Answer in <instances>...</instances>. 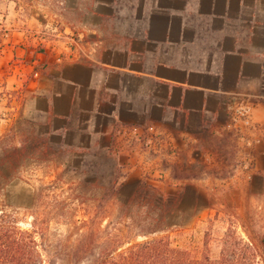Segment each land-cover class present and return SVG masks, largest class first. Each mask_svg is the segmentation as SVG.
<instances>
[{
	"label": "rangeland",
	"instance_id": "obj_1",
	"mask_svg": "<svg viewBox=\"0 0 264 264\" xmlns=\"http://www.w3.org/2000/svg\"><path fill=\"white\" fill-rule=\"evenodd\" d=\"M61 1L0 0V83L15 65L31 69L30 51L59 64L90 40L80 39L77 13ZM11 94L0 89V204L45 242L75 247L88 237L92 254L113 226L159 218L174 225L151 237L218 258L229 232L264 235V178L249 177L252 146L231 112L133 132L122 154L80 155L48 145L33 121L11 109Z\"/></svg>",
	"mask_w": 264,
	"mask_h": 264
},
{
	"label": "crops",
	"instance_id": "obj_2",
	"mask_svg": "<svg viewBox=\"0 0 264 264\" xmlns=\"http://www.w3.org/2000/svg\"><path fill=\"white\" fill-rule=\"evenodd\" d=\"M61 3L90 40L72 59L45 58L39 78L18 64L0 83L48 145L118 155L133 132L229 111L252 146L249 177L264 178V0Z\"/></svg>",
	"mask_w": 264,
	"mask_h": 264
},
{
	"label": "trees",
	"instance_id": "obj_3",
	"mask_svg": "<svg viewBox=\"0 0 264 264\" xmlns=\"http://www.w3.org/2000/svg\"><path fill=\"white\" fill-rule=\"evenodd\" d=\"M138 192L137 188L132 196ZM161 221L153 218L141 223L117 224L105 242H98L96 253L90 254L88 237L80 239L75 247L61 241L49 244L48 239L45 242L38 237L36 228L27 230L19 226L16 218L0 204V264H264V235L249 234L245 240L232 231L224 240L218 258L195 256L173 246L166 236L151 237L174 225ZM135 232L145 239L132 238ZM229 244L233 247L231 252Z\"/></svg>",
	"mask_w": 264,
	"mask_h": 264
},
{
	"label": "built area",
	"instance_id": "obj_4",
	"mask_svg": "<svg viewBox=\"0 0 264 264\" xmlns=\"http://www.w3.org/2000/svg\"><path fill=\"white\" fill-rule=\"evenodd\" d=\"M42 58L40 57H35L32 60V75L34 78H39L41 76V68L44 65L43 60H41ZM57 61H59V63H61L63 61L62 57H60Z\"/></svg>",
	"mask_w": 264,
	"mask_h": 264
}]
</instances>
